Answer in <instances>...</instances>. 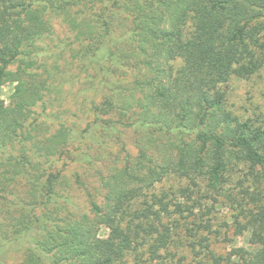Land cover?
<instances>
[{
    "label": "trees",
    "instance_id": "1",
    "mask_svg": "<svg viewBox=\"0 0 264 264\" xmlns=\"http://www.w3.org/2000/svg\"><path fill=\"white\" fill-rule=\"evenodd\" d=\"M263 68L264 0H0V87L18 86L0 100V264H184L179 247L264 264V120L224 90ZM77 85L81 130L62 118ZM171 177L186 183L158 188ZM200 184L249 248H211Z\"/></svg>",
    "mask_w": 264,
    "mask_h": 264
},
{
    "label": "rangeland",
    "instance_id": "2",
    "mask_svg": "<svg viewBox=\"0 0 264 264\" xmlns=\"http://www.w3.org/2000/svg\"><path fill=\"white\" fill-rule=\"evenodd\" d=\"M63 31H65V29H63ZM63 31L57 29V37L59 36L62 38V36L65 35V32ZM75 87L76 88L73 90L72 94L69 95L67 101L63 103L62 118L69 120L71 123L77 119L81 120L80 123L75 124L76 127L81 130V128L86 126V121L85 123H82V121L86 119H83L82 112L79 111L80 105L82 104V97L78 95V90H81L82 87L80 85ZM224 90L227 92V110L234 116L241 119L251 118L259 121L264 120V68L249 79L232 78L229 84L224 87ZM17 92L18 86L16 83H7L0 87V100L5 106H8L10 103V97ZM91 97L92 95L89 96V98ZM95 101H99V98L95 99ZM131 150L135 152L133 149ZM70 168L71 169L65 171L67 172V176L65 174L64 176L71 180L70 174L76 170V167L72 166ZM247 171L248 168L245 165L236 169L230 175L225 191L236 193L237 189L234 190L233 188L237 181L241 179ZM185 183V181H181L177 177H171L158 188L166 190L176 189L177 192V190L184 186ZM245 186H249V183H245ZM195 193V197H202L201 203L203 207L200 211H196L197 217L204 216L205 220L210 221L212 231L216 232L210 237L211 248L218 255L233 254L240 247L249 248V233H241L237 223H234L235 216H238L239 212L233 209V205L228 201L226 196H215L207 193L204 184H200V187L195 190ZM183 200L184 199L181 196H178V198L176 197L177 202L182 203ZM240 219L243 220V218ZM240 219L238 222H240ZM189 222H191V219H189ZM108 233L109 232L102 227L99 232V239H105ZM180 234L184 237V228ZM199 236L202 235L200 234ZM181 241L183 242L182 239ZM180 256L185 257L184 264H192L193 253L179 247L176 250V261ZM142 257V264H153L147 258V254H144ZM126 263L134 264V256H129ZM9 264H21V257L14 256Z\"/></svg>",
    "mask_w": 264,
    "mask_h": 264
}]
</instances>
